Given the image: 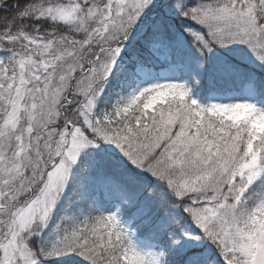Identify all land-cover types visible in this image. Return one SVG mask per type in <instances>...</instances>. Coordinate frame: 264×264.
Instances as JSON below:
<instances>
[{
  "label": "snow or ice",
  "instance_id": "obj_1",
  "mask_svg": "<svg viewBox=\"0 0 264 264\" xmlns=\"http://www.w3.org/2000/svg\"><path fill=\"white\" fill-rule=\"evenodd\" d=\"M0 264H264V0H0Z\"/></svg>",
  "mask_w": 264,
  "mask_h": 264
}]
</instances>
